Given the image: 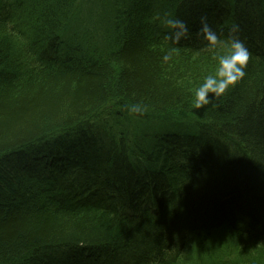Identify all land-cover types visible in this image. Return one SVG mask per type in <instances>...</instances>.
I'll list each match as a JSON object with an SVG mask.
<instances>
[{
    "label": "trees",
    "instance_id": "trees-1",
    "mask_svg": "<svg viewBox=\"0 0 264 264\" xmlns=\"http://www.w3.org/2000/svg\"><path fill=\"white\" fill-rule=\"evenodd\" d=\"M192 1L218 2L0 0V264H178L193 239L221 230L261 241L264 194L258 200L253 184L264 193V0H219L233 10L227 22L213 21L223 5L212 8V28L227 38L239 25L251 57L244 80L201 109L194 91L216 61L196 36L200 23L187 22ZM165 12L193 34L167 64ZM140 102L147 111L119 132L88 122ZM208 135L229 140L221 158ZM102 138L108 155L81 165L77 182L68 171L86 151L96 157ZM127 174L166 195L122 189L111 199V183L123 187ZM251 199L260 206L247 211Z\"/></svg>",
    "mask_w": 264,
    "mask_h": 264
},
{
    "label": "clouds",
    "instance_id": "clouds-1",
    "mask_svg": "<svg viewBox=\"0 0 264 264\" xmlns=\"http://www.w3.org/2000/svg\"><path fill=\"white\" fill-rule=\"evenodd\" d=\"M161 23L167 29L164 36L173 47L163 56L162 62L167 64L173 60L174 54L184 41L193 38L188 24L178 16L165 12L160 17ZM239 25H233L227 38H222L208 22L207 16L200 17V27L196 33L205 42L204 51L211 53L216 61L213 73L206 75L200 85L195 89L193 103L196 109L206 106H216L215 102L222 98L230 89L237 86L247 75L251 52L245 42L239 37ZM130 114L143 115L147 106L140 102L128 106Z\"/></svg>",
    "mask_w": 264,
    "mask_h": 264
},
{
    "label": "rangeland",
    "instance_id": "rangeland-1",
    "mask_svg": "<svg viewBox=\"0 0 264 264\" xmlns=\"http://www.w3.org/2000/svg\"><path fill=\"white\" fill-rule=\"evenodd\" d=\"M211 5L212 4H209V5L207 4L202 7L200 3H194L192 1L191 4H188V6H185L186 15H190L191 17L190 18L191 20L187 21L188 23L192 24L190 26L195 25V22L200 23V17L206 16L205 14L207 12H209L210 10L211 11L213 10L210 7ZM193 17H194V20H192ZM207 18L210 24L212 22L211 20L212 17L210 13L207 15ZM218 19L222 21L223 18L218 17V18H215V20L213 19V21L216 22L218 21ZM252 24H253L252 26L255 27L256 24L254 21H252ZM250 30L251 29H249V31ZM249 31L247 32L246 36L257 33L255 29L253 33L251 31H250L251 33H249ZM105 110H107V107ZM172 116L178 117L179 115H172ZM110 132L112 131L111 130L108 131L109 133V136L107 135L108 140L111 136ZM102 134H104V132H102ZM208 136L213 141H218V144L216 146L219 147L220 149L218 148L216 152L217 153L216 158L218 159L221 158L223 156L222 155L223 150L221 149L222 148L226 149V146H224L223 144L224 142L220 141L219 138L213 135H208ZM108 140L106 138H102L100 140L102 142H100L98 139L97 142L95 143V146L93 145L95 147V150L98 151L96 155L98 163L100 162V160H103L105 156L108 155L109 153V151L106 150L105 147L101 146V143L108 144ZM84 156L85 157L81 158V161L85 168L89 169V167L92 166L93 164L95 165L97 164L96 160H92L93 155L89 151H86ZM53 158L55 157L53 156ZM130 168L132 171H134L135 175L139 176V172H141V169H142L140 168V165L136 166L135 168L130 166ZM39 170H40V167H39ZM126 177L128 178V181L130 183L133 182V178L128 176V174L126 175ZM98 178L101 179V176L99 175ZM59 180L61 179L59 178ZM111 180L112 178L110 177V181ZM62 183H64V181ZM113 184L114 183H111L112 186L120 187L119 185H113ZM107 195L111 196L112 193L107 192ZM163 195H166V192H163ZM135 198H137L136 201L139 200L138 197H135ZM153 205H154V202L152 201L150 206L153 207ZM247 253H248V249L242 248L241 242L229 236L224 235L223 231H218V232L212 233L211 235H207L206 239L203 241L201 240L198 241L197 239H193L188 244V247L185 250L178 264H264V255H262L261 257H249Z\"/></svg>",
    "mask_w": 264,
    "mask_h": 264
},
{
    "label": "bare ground",
    "instance_id": "bare-ground-1",
    "mask_svg": "<svg viewBox=\"0 0 264 264\" xmlns=\"http://www.w3.org/2000/svg\"><path fill=\"white\" fill-rule=\"evenodd\" d=\"M216 4H221L223 6H219L216 8V14L218 17L223 18L222 21L223 22H227V17H229L230 15H233V10L232 9H228L227 4L224 1H218L217 3H213L210 7L211 9L216 5ZM215 11V10H214ZM209 13H211V10L209 12H207L205 15L207 16ZM117 105H121V103H116V105H113V108H108L107 110H103L99 113H97L95 116L91 117L88 122L91 123V125L93 126V128H96L100 123L108 121L109 125L111 128H113V130L115 129L116 132H119V130L122 128H126L125 126L127 125V123H129L127 121V119L131 118V115L128 111V107L125 106H117ZM136 116V115H135ZM136 118H141L139 116H136ZM156 119V118H154ZM207 125L204 124L201 126V130L203 128V130H205L204 128ZM143 128H146V126H144ZM141 130V129H140ZM139 130V131H140ZM152 135H148L147 138H151ZM221 140L225 143H228L229 140H226V137H221ZM120 142H127V143H131L130 139H121ZM132 142L134 143V140H132ZM152 145H155L156 147L159 148V145H161L160 143H154L153 141H150ZM136 145V144H134ZM138 147V146H137ZM139 148V147H138ZM161 149V148H159ZM201 148H197L195 150V154L200 155L201 154ZM92 160H96L97 162V157L93 156ZM242 162H244V159H240ZM140 165V163H137ZM158 162L156 161L155 165H157ZM82 161L78 162V165L75 168H72L71 170L68 171V175L71 176V178L75 179L77 182H81V184H84L85 182L82 181L83 176H81V172H82V168H81ZM94 166H97L98 164H93ZM92 165V166H93ZM199 166V165H196ZM98 169V167H97ZM91 171H93L91 169ZM156 177H158V173H155ZM153 176V175H152ZM168 177V175H165L164 178L166 179ZM176 178H178L177 176H175ZM192 179H196L198 176H196L195 174L192 176ZM133 178V182L132 184H130V182L128 181L127 178V183L122 187L119 184L120 187L118 186H113L114 190L119 193L118 194H114L111 199L116 200L118 196H125L126 193H131L134 195H143V194H147L148 196H150L151 198H159L162 199L163 198V194L160 195L157 191H153L151 189L155 188L153 185H148L146 181L136 178L135 176H132ZM91 180V179H90ZM171 185V184H169ZM87 186V185H85ZM253 187L255 189V191L258 193L256 194V197L258 198V200L260 199V197H262V195L264 194L263 192H261V190L259 189V185L256 183L255 185L253 184ZM92 189V188H91ZM122 189H125V192H122ZM166 190H168L167 188H164ZM160 192H163L162 190H160ZM166 192V191H165ZM260 196V197H258ZM99 202H105L107 198H105L102 195H98L96 198ZM122 200V199H121ZM120 200V201H121ZM156 201V200H155ZM158 201V200H157ZM249 204L247 206L244 207V209H246L247 211H253L255 209H258L260 206V203L256 200V199H251L249 202ZM165 204H161V206H164ZM156 203H155V207H156ZM248 207H252V208H248ZM153 209V207H150ZM261 230V229H258ZM223 231L224 235L229 236L239 242L242 243V248L244 249H248V253L247 255H249V257H261L262 255H264V236H262V239L260 242L251 240L247 241V233L241 232L239 230H236V234L230 231ZM264 231V230H261ZM244 240H246L247 242H245Z\"/></svg>",
    "mask_w": 264,
    "mask_h": 264
}]
</instances>
